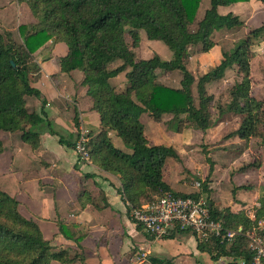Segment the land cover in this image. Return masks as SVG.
<instances>
[{
    "label": "trees",
    "instance_id": "1",
    "mask_svg": "<svg viewBox=\"0 0 264 264\" xmlns=\"http://www.w3.org/2000/svg\"><path fill=\"white\" fill-rule=\"evenodd\" d=\"M18 1L29 5L37 21L20 26L23 42L15 40L9 31L0 32V131H22L24 139L36 145L40 131L35 127L51 125L40 113L29 111L26 97H42L41 90L33 86L30 79V73L37 68L32 53L53 38L68 47L67 54L61 58L63 70L84 72L83 84L88 87L93 108L100 114V132L94 138L90 133L91 161L119 175L124 200L132 206L139 207L143 201L167 193L199 194L177 192L164 180L167 158L180 159V156L173 146L150 143L141 120L144 112L157 121H162L164 114H171L166 123L179 132L190 126L206 131L226 113L234 112L240 115V125L225 137L238 135L247 142L260 138L264 146V100L252 92L253 47L264 40V23L249 29L233 48L222 50L219 62L210 70L197 77L188 68L192 46L210 51L217 44L212 37L215 31L244 23L239 15L219 11L220 6H228L234 0H210L195 30L191 25L201 0ZM141 30H145L148 39L163 41L172 50L171 59L159 54L138 58L132 46L140 45ZM127 35L131 37L132 46ZM116 61L121 64L113 67ZM234 66L238 68L240 80L229 89L227 101L216 104L215 95L209 93L207 85L224 78L226 71ZM158 70H180L181 86L161 83ZM124 71L127 86L119 91L110 79ZM214 107L217 117H214ZM27 126L30 129L27 130ZM111 130L127 143L129 150L114 144L109 135ZM60 141L66 143L62 136ZM76 142L67 144L75 148ZM3 149L0 139V152ZM207 161L213 165L208 156ZM261 164L257 156L240 170ZM202 191L210 192L207 180L202 183ZM207 197L212 216L240 233L231 242L214 239L211 243L199 244L211 246L208 249L214 258L231 257L227 264H241L242 259L249 264L252 247L246 233L258 219H264V198L253 220L243 211L235 212L230 207L220 209L209 195ZM127 206L130 213L131 207ZM76 258L66 249L55 248L45 238L39 224L22 215L19 201L0 187V264H53L54 260L63 264L74 262Z\"/></svg>",
    "mask_w": 264,
    "mask_h": 264
},
{
    "label": "crops",
    "instance_id": "2",
    "mask_svg": "<svg viewBox=\"0 0 264 264\" xmlns=\"http://www.w3.org/2000/svg\"><path fill=\"white\" fill-rule=\"evenodd\" d=\"M233 6L234 3L220 6L219 11L238 15L231 10ZM226 8L230 10L224 12ZM36 21L26 2L0 0V32L9 31L23 42L20 26ZM224 29L234 28L218 31ZM219 46L217 42L206 53ZM222 50L219 57L215 55L216 60H220ZM67 52L64 42L50 38L32 53L37 68L30 73V79L32 85L41 90L42 97L27 96L26 105L30 112L40 113L51 125L35 127L40 131L36 145L26 141L22 131H0L4 145L0 152L2 190L19 201L22 215L35 220L45 238L60 242L62 249L77 257L74 262L63 264H227L231 261L229 256L214 258L208 249L211 246L202 247L191 231L157 237L138 227L130 218L119 175L81 161L75 148L68 145L77 140L81 127L88 129L93 138L97 137L101 118L93 108L88 87L83 84L84 72L63 70L61 58ZM201 53L206 57L204 51ZM165 54V59H171L169 51ZM235 70L238 72L237 66L229 68L225 76ZM120 74L110 82L113 84ZM171 117L164 114L162 121H157L144 112L141 120L150 143L173 146L180 156V159L168 157L163 169L164 180L175 191L200 192L190 183L191 178H198L207 180L210 192L206 194L220 209L230 207L232 211L247 214L248 206L261 203L264 149H260V167L240 170L254 161V152L258 149L254 147L256 139L247 142L238 135L225 137L239 127L240 115L228 112L206 131L193 127L180 132L168 127L166 121ZM232 119L235 120L233 126L230 125ZM109 135L115 145L123 143L114 130ZM61 136L66 143L60 141ZM216 140L222 146L219 154L213 150ZM202 144L208 145V155L202 152ZM193 148L198 153L197 158L191 152ZM207 156L213 165L207 161ZM140 250L149 252L145 262L136 261Z\"/></svg>",
    "mask_w": 264,
    "mask_h": 264
},
{
    "label": "rangeland",
    "instance_id": "3",
    "mask_svg": "<svg viewBox=\"0 0 264 264\" xmlns=\"http://www.w3.org/2000/svg\"><path fill=\"white\" fill-rule=\"evenodd\" d=\"M234 6L231 8V10H234L241 19L244 20V23L238 27H235L232 30H222L215 33V35H212L215 41L219 43V47L214 48L211 53H205L206 57L201 53L200 46H192L191 47V58L188 63V68L198 77L201 73H204L208 70H210L215 63H217L219 60H216L215 55L219 57L221 55V48L223 50H229L233 48L241 39H243L250 28L256 27L262 23H264V7L263 2L260 0H234ZM210 6V0H201L200 5L197 8L194 22L191 25V29L195 30L197 28V22L203 17L205 10ZM229 8H226L224 12L229 11ZM14 37V36H13ZM18 38V37H17ZM17 40L16 38H14ZM127 39L132 46L131 37L127 35ZM18 42H22L20 40H17ZM221 47V48H220ZM255 50V56L252 59V78H253V93L260 99L264 100V40L260 41L259 43L254 45ZM132 49L135 51L136 56L138 58H149L153 56L154 54H159L163 58L166 55L165 53L169 51L170 54H172V50L163 42L160 40H150L147 38V35L145 33V30H141V43L138 47H133ZM213 57V58H212ZM206 58V59H205ZM211 61V64H208V62ZM121 64V61H116L112 66L115 67L117 65ZM183 77V74L180 70H174L172 72H166L164 70H158V80L161 83H164L171 87H180L181 86V79ZM126 79L125 72H122L116 79H114V85L117 88H120L119 91L124 90L127 86V79L125 87H123V82ZM240 80L239 73L235 71H230L227 76H224V78L211 82L207 85L209 93H213L216 98V104L219 102L225 103L228 99V91L231 88V86L236 82ZM116 88V89H117ZM195 94H196V87L194 88ZM234 113V112H233ZM236 114V113H235ZM217 109L214 107V117H217ZM170 116V115H169ZM235 124V120L232 119V123L230 124L233 126ZM186 128H193V126L186 127ZM193 138V136H192ZM217 139V138H216ZM256 141H254V147H257V151L254 152V157L259 156L262 160V153L260 152V149H264V146L261 145L262 139L260 138H254ZM196 140V138H195ZM198 142V140L196 141ZM117 146L129 150L128 145L126 142L123 141L122 144H116ZM202 152L206 155L208 153L207 148L208 145L202 144ZM222 149V146L220 145V142L216 140V143H214L213 150L216 151V154H219L220 150ZM195 149L193 148L191 152L196 156L198 153L194 152ZM259 150V151H258ZM196 164H200V162L195 161ZM186 170V169H185ZM195 179H190V183L195 184ZM193 181V182H192ZM208 184V182H207ZM205 193V192H204ZM207 196V194L205 193ZM147 201V200H146ZM52 245L57 249H62V244L58 241L51 242ZM53 264H62V262L58 260H54L52 262Z\"/></svg>",
    "mask_w": 264,
    "mask_h": 264
},
{
    "label": "built area",
    "instance_id": "4",
    "mask_svg": "<svg viewBox=\"0 0 264 264\" xmlns=\"http://www.w3.org/2000/svg\"><path fill=\"white\" fill-rule=\"evenodd\" d=\"M91 135L88 129L81 127L78 133L75 150L81 161L93 164L89 150ZM203 180L195 182L200 191L197 196H179L167 193L152 200L144 201L141 206L130 205V218L148 233L157 237L170 235L173 232L191 231L199 242L211 243L214 239L231 242L240 233L238 229L226 227L223 222L212 216L208 197L202 189ZM261 203L256 202L246 208L247 215L256 219V209ZM252 247V258L249 264H264V219H258L254 227L246 233ZM147 250H140L136 261L145 262ZM246 264L245 260H240Z\"/></svg>",
    "mask_w": 264,
    "mask_h": 264
},
{
    "label": "water",
    "instance_id": "5",
    "mask_svg": "<svg viewBox=\"0 0 264 264\" xmlns=\"http://www.w3.org/2000/svg\"><path fill=\"white\" fill-rule=\"evenodd\" d=\"M14 63V62H13Z\"/></svg>",
    "mask_w": 264,
    "mask_h": 264
}]
</instances>
